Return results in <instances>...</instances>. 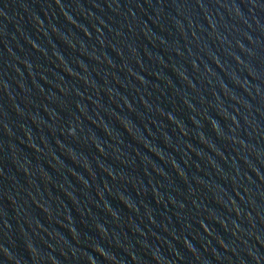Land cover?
<instances>
[{
	"label": "water",
	"instance_id": "95a60500",
	"mask_svg": "<svg viewBox=\"0 0 264 264\" xmlns=\"http://www.w3.org/2000/svg\"><path fill=\"white\" fill-rule=\"evenodd\" d=\"M0 264H264V0H0Z\"/></svg>",
	"mask_w": 264,
	"mask_h": 264
}]
</instances>
